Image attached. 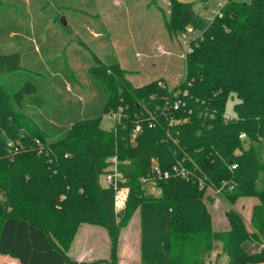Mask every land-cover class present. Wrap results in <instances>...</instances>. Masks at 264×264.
<instances>
[{"label": "trees", "instance_id": "obj_1", "mask_svg": "<svg viewBox=\"0 0 264 264\" xmlns=\"http://www.w3.org/2000/svg\"><path fill=\"white\" fill-rule=\"evenodd\" d=\"M42 1L0 0V255L19 264H74L68 250L80 226L90 224L111 240V260L102 262L119 264L121 232L139 211L141 264H212L218 244L228 264L264 263V0H227L212 19L170 0L166 26L195 34L173 89L162 80L134 86L104 24L80 14L84 0H60L59 9L73 15L94 51H78L75 70L59 61L50 66L54 74L42 61L37 76L25 70L24 51L38 52L18 40L27 32L18 16L20 8H46ZM59 85L83 96L84 110L56 92ZM231 96L238 99L233 118L226 117ZM117 112L120 119L105 130L103 115ZM112 166L121 180L105 186L101 178ZM149 183L157 195L147 193ZM123 189L128 198L118 209ZM208 189L231 206L259 198L252 231L231 210L230 229L214 232Z\"/></svg>", "mask_w": 264, "mask_h": 264}, {"label": "rangeland", "instance_id": "obj_2", "mask_svg": "<svg viewBox=\"0 0 264 264\" xmlns=\"http://www.w3.org/2000/svg\"><path fill=\"white\" fill-rule=\"evenodd\" d=\"M179 1L193 4L194 10L204 18L213 17L218 10V4L226 2V0ZM45 2L47 7L44 9H42L43 3H41L42 5H35L33 10L28 7L20 8L21 12L18 16L25 28L24 30L28 33H21L18 40L25 46L29 44L28 46L38 52L36 53L26 47L27 50L24 51L25 56L23 57L24 69H30L35 76L43 72L39 69L40 61L46 62V67L52 74L55 72L51 71L50 66L56 65L57 61L61 63L62 67L67 64L68 68L72 67V70H75V67L81 66L80 61L83 57L77 58L76 53L82 50L83 54H89L95 49H93L92 38L85 36L74 26L73 15L59 9L60 0H46ZM75 2H79V0H74ZM80 2L79 5L83 4L81 15L87 19H93L92 25L94 26H100L102 23L106 27L109 43L112 44L121 68L128 72L127 78L134 86H143L155 80H162L169 89H173L181 83L185 75V57L190 50L189 43L195 34L191 31H176L172 23L170 24L171 30L166 26V21L170 23L172 19L170 0H92V3L89 0H84ZM52 8L59 13V21L55 20L57 14L51 10ZM94 14L99 15V21L95 22V19L91 18ZM63 18L65 24L62 21ZM67 25L72 30H68ZM77 35L81 38L80 40ZM81 41H84L89 47L82 45ZM100 49H104V47H100ZM35 59L37 61H34ZM77 60L79 61L78 65ZM34 64L35 67H33ZM49 72L43 73L44 77H48ZM72 74L73 76L77 75L76 72ZM55 91L63 94L65 99L75 97L77 103L83 106L82 110L86 107L83 96L77 92H69L68 87L66 91H63V87L59 85ZM44 92H41L43 93L41 95L44 96ZM237 102L236 96L229 97L226 104V117L233 118L236 116L235 105ZM90 104L94 103L91 102ZM56 106L59 104H55ZM82 110L80 108V112ZM72 116L75 115H69V117ZM102 127L105 130H111L114 127V121L109 118L108 114L103 115ZM101 182L107 186L104 176L101 178ZM146 190L152 196L159 193L153 183H149ZM123 191L126 192V196L123 203L120 204L118 196ZM207 194L212 201L209 202L208 206L213 218L214 232H224L230 229L227 213L231 210L240 213L248 229L252 231L249 218H251L254 208L260 205L261 200L259 198L242 197L234 206H231L215 191L208 189ZM118 196L116 205L118 209H122L125 207L128 198V190H121ZM1 198L2 192L0 191ZM76 239L75 245L68 250V255L74 264H105L102 261L111 257V240L105 228L82 224ZM139 241L140 213L137 211L129 226L121 232L118 247L119 264H141ZM248 243L247 250L249 252L255 251V243L257 242L251 240ZM211 262L212 264H228L227 256L222 254V244H218Z\"/></svg>", "mask_w": 264, "mask_h": 264}, {"label": "built area", "instance_id": "obj_3", "mask_svg": "<svg viewBox=\"0 0 264 264\" xmlns=\"http://www.w3.org/2000/svg\"><path fill=\"white\" fill-rule=\"evenodd\" d=\"M224 4L225 3H219L218 4V10L214 13L213 17L216 16V15H219V16L222 15L221 14V9L224 6ZM213 17H210L208 19H212ZM175 106L178 107V104H176ZM120 117H121L120 112L110 113L109 114V118L112 121H114V122H116L117 120H119ZM139 131H140V126H136V128L134 129L133 134H132V138L133 139L137 136V134H138ZM241 138H245V135H241ZM111 162L115 164L117 162L116 158H112L111 159ZM232 168L235 169L236 168V165H233ZM104 180H105V183L107 185H111V184H115L116 185L117 182L121 180V174L119 172H117L115 166H112L109 169V172L106 175H104ZM230 188L232 189V187H230ZM211 190H213V189H211ZM262 248H263V245L260 246L259 250H261Z\"/></svg>", "mask_w": 264, "mask_h": 264}, {"label": "crops", "instance_id": "obj_4", "mask_svg": "<svg viewBox=\"0 0 264 264\" xmlns=\"http://www.w3.org/2000/svg\"><path fill=\"white\" fill-rule=\"evenodd\" d=\"M123 190H125V189H123ZM249 221H251V218H249ZM76 237H77V235H76ZM76 237H75V240L73 242V245H75V241L77 240ZM139 244H140V241H139ZM255 250H256V248H255ZM0 264H19V262L17 260H15V259L9 257V256L0 255ZM262 264H264V263H262Z\"/></svg>", "mask_w": 264, "mask_h": 264}, {"label": "water", "instance_id": "obj_5", "mask_svg": "<svg viewBox=\"0 0 264 264\" xmlns=\"http://www.w3.org/2000/svg\"><path fill=\"white\" fill-rule=\"evenodd\" d=\"M62 21H63L64 24L66 23L64 18L62 19Z\"/></svg>", "mask_w": 264, "mask_h": 264}]
</instances>
